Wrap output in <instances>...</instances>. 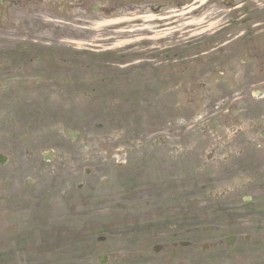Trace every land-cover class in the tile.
I'll use <instances>...</instances> for the list:
<instances>
[{"label":"rangeland","instance_id":"374dc122","mask_svg":"<svg viewBox=\"0 0 264 264\" xmlns=\"http://www.w3.org/2000/svg\"><path fill=\"white\" fill-rule=\"evenodd\" d=\"M32 1L33 17L43 8L90 22L59 30L67 36L56 63L63 85L38 72L43 78L17 88V75L7 74V0L0 6V150L10 156L0 167V264H99L102 253L116 255L107 264H264V95L253 97L264 92V0H211L208 13L192 15L188 25L157 27L128 19L153 14L143 0H91L88 14L75 8L70 15L58 8L79 0ZM156 1L165 2H147ZM193 2L167 0L154 14L200 5ZM224 41L235 59L230 72L200 79L195 63L177 72L165 67L198 45L211 50ZM236 102L255 121L245 180L230 175L239 157H231L230 124L239 113L227 109ZM50 149L62 156L45 162L41 153ZM102 233L110 239L99 243ZM230 234L239 236L236 244H221ZM181 240L192 245H174Z\"/></svg>","mask_w":264,"mask_h":264},{"label":"flooded vegetation","instance_id":"af4514ba","mask_svg":"<svg viewBox=\"0 0 264 264\" xmlns=\"http://www.w3.org/2000/svg\"><path fill=\"white\" fill-rule=\"evenodd\" d=\"M30 0H7V74H15L17 84L14 87L19 88V84L25 83L28 79L38 80L43 78L39 74L44 75L46 78L55 76L56 81L53 82V86L63 85L58 83L61 73L56 70L59 66H56L60 55L63 51L57 47L53 48L58 42V34H55L53 30L44 28L40 22V18L33 17L32 12L28 13L23 8ZM81 9H78L81 13L85 14L86 4L84 1L77 3ZM63 9H61V12ZM40 13L35 12V15ZM70 14V11H68ZM58 21L57 19H53ZM62 22L69 23V21L61 20ZM64 34H66L64 32ZM226 43L220 44V47ZM51 46V49H44L43 46ZM204 49V47H202ZM209 51H201L196 54L198 71L200 73V79H209L212 74L217 70L223 69L225 72H230L235 67V59L225 53H230L228 50L219 49V53L216 55L208 56ZM70 57V51L69 56ZM65 61L69 62L68 59ZM39 72V74H37ZM23 75V76H22ZM33 75H36L33 77ZM6 83L0 81V86ZM10 85L7 83V86ZM6 93L4 92L3 96ZM5 98L3 97L2 100ZM233 113L238 112L235 115L232 124V139L231 145L234 149V153L231 155L239 156L237 160L231 162L230 175L233 178L245 180L249 179L251 173V163L247 156L248 148L253 145L255 140L251 139L252 123L253 119H249L251 114L248 113V108L243 107L236 102L232 105ZM252 111V109L250 108ZM252 112V114H258V112ZM4 116V115H3ZM253 116V115H252ZM5 117V116H4ZM245 117V118H244ZM6 120V119H5ZM4 120V121H5ZM252 121V122H251ZM256 147H262L261 143H257ZM0 152H2L0 150Z\"/></svg>","mask_w":264,"mask_h":264},{"label":"bare ground","instance_id":"6f19581e","mask_svg":"<svg viewBox=\"0 0 264 264\" xmlns=\"http://www.w3.org/2000/svg\"><path fill=\"white\" fill-rule=\"evenodd\" d=\"M200 2V5L197 6H186L182 11H175L172 15H168V16H162V17H156V14H144L143 16H139L138 19L143 20L144 22H149L154 24V27L157 26H162V25H167L173 22H177V21H182V24L184 25H188V21L186 19H189L190 17H192V15L198 14V13H203V11H206V7L208 5V2H210V0H197L195 3ZM188 7V9H186ZM206 13H208V11H206ZM191 14V16L188 17V15ZM211 14L209 13L208 16H205L206 19L210 20L212 19V17H210ZM196 18V17H195ZM193 18V19H195ZM128 19H137V18H128ZM205 22H198V21H191L192 24H202V23H206ZM161 23L160 25H157ZM156 24V25H155ZM210 25L214 24V22L209 23Z\"/></svg>","mask_w":264,"mask_h":264},{"label":"water","instance_id":"95a60500","mask_svg":"<svg viewBox=\"0 0 264 264\" xmlns=\"http://www.w3.org/2000/svg\"><path fill=\"white\" fill-rule=\"evenodd\" d=\"M233 242H234V239H227V243L231 244V243H233ZM100 261H101V262H105L106 259H102V258H100Z\"/></svg>","mask_w":264,"mask_h":264}]
</instances>
